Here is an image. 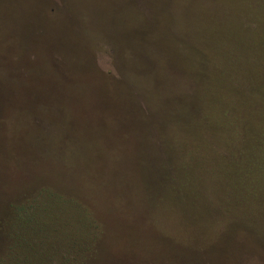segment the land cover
<instances>
[{
  "label": "rangeland",
  "instance_id": "374dc122",
  "mask_svg": "<svg viewBox=\"0 0 264 264\" xmlns=\"http://www.w3.org/2000/svg\"><path fill=\"white\" fill-rule=\"evenodd\" d=\"M18 210L52 264H264V0H0V257Z\"/></svg>",
  "mask_w": 264,
  "mask_h": 264
},
{
  "label": "trees",
  "instance_id": "16d2710c",
  "mask_svg": "<svg viewBox=\"0 0 264 264\" xmlns=\"http://www.w3.org/2000/svg\"><path fill=\"white\" fill-rule=\"evenodd\" d=\"M21 211L18 210L21 213L18 214V220L12 221V224L10 222L12 232L9 233V238L11 242L5 256L0 257V264H52L46 261L44 252H38L34 248L31 237L37 239L41 235V232H38L33 225H29L31 218ZM45 253H49L48 255L50 256H56L59 254V251L58 248L53 247L51 251ZM38 257H41V259L39 260ZM8 260L9 262H7ZM42 260L46 262H41Z\"/></svg>",
  "mask_w": 264,
  "mask_h": 264
}]
</instances>
